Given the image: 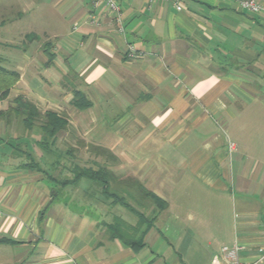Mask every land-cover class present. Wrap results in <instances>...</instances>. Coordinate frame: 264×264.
<instances>
[{"label":"crops","instance_id":"obj_1","mask_svg":"<svg viewBox=\"0 0 264 264\" xmlns=\"http://www.w3.org/2000/svg\"><path fill=\"white\" fill-rule=\"evenodd\" d=\"M97 1L51 0L50 15L38 9L40 0H9L10 19L35 8L32 19L44 18L49 29L48 40L26 45L21 66L9 70L18 74L10 90L43 111L67 116L85 148L101 147L116 157L108 168L118 184L133 179L166 207L154 208L141 226L142 246L127 247L110 238L108 226L117 219L138 226L129 208L91 199L90 190L99 188L90 180L86 190L77 186L84 178L51 176L43 167L47 157L38 152L40 142H1L0 264H225L221 249L236 245L242 264L259 260L264 14L242 11L238 0H181V11L166 0H116L120 32L114 15ZM41 69L50 73L41 80L47 93L36 83ZM69 72L83 90H56ZM26 73L31 83H25ZM75 91L89 108L73 106ZM82 111L88 116L79 115ZM109 113L116 121L111 133L119 138L90 142V120ZM4 129L0 119V139ZM31 163L34 168H26ZM188 184L199 185L197 211L184 206ZM68 186L74 191H55ZM178 188L182 201L172 203ZM211 193L217 208L204 209ZM220 196L230 207L220 209ZM116 206L122 212L113 211Z\"/></svg>","mask_w":264,"mask_h":264},{"label":"rangeland","instance_id":"obj_2","mask_svg":"<svg viewBox=\"0 0 264 264\" xmlns=\"http://www.w3.org/2000/svg\"><path fill=\"white\" fill-rule=\"evenodd\" d=\"M51 0H40L39 8L45 10L47 12H50L51 15V8L48 7V3ZM24 12L27 14L23 17H15V19H10L9 15V0H0V57H1V63L0 66L7 69L12 70L16 66H21L22 61V53L26 49V45L28 44H36L38 42H45L48 39V31L49 29L44 24L42 19H38V21H34L32 19V11L35 10H29V8H24ZM12 13L19 12L16 8H11ZM17 15V14H16ZM32 36L35 38L27 39V36ZM47 38H46V37ZM40 40V41H39ZM52 42V40H50ZM46 74L43 69L39 70V75L36 77V83L41 88L42 91L47 93L45 83L42 80L43 75ZM30 73H26L25 77V83H31V78L28 76ZM46 75H50V73H47ZM59 88H56L57 91L63 93L65 91H71V90H83L84 87L81 85V80L77 75L74 73L69 72L66 76H63L62 81H60ZM83 88V89H82ZM35 90H37V87L35 86ZM17 96V93L13 90H10L9 96L6 100L2 101L0 100V109H6L7 106L9 107V104L13 101V99ZM100 96V97H99ZM97 106L100 108H103V100L102 96L98 95L97 97ZM117 108V107H116ZM89 111H82L79 115L82 117H87ZM110 116V113H109ZM113 117V116H112ZM92 123V130L94 131L91 135V141L96 139H117L118 136H114L111 133V130L114 129V126L116 124V121H114L111 116H105L104 118L97 120H90ZM88 122V121H87ZM3 125L5 126L4 122ZM6 129L3 130V137L0 139L1 142H9L11 145H36L37 142L43 141V133L41 129L38 126H35L29 131H25L22 127V125L18 123H13L11 126L6 127ZM69 131H73L76 134L78 133L75 128H73L72 125L69 127ZM113 131V130H112ZM72 133V132H71ZM110 134V135H104V134ZM69 133L65 136H59L58 139L53 143H42L39 144L38 152L41 155H44L47 157L46 164L43 166L51 176L58 178V181L64 180V179H71L75 177L76 173V166L80 168H92L97 169V166H103L108 164H112L110 160H108L105 155L100 154L96 149H93L92 147L85 148V145H82L79 143V141L73 140V143L77 144V147L71 148V140H70ZM53 146V147H52ZM49 158V159H48ZM94 161V162H93ZM97 185V184H95ZM93 185V186H95ZM58 186V185H57ZM79 188H85L86 190H89L91 188V183L89 180L82 179L79 184L77 185ZM178 186V185H177ZM98 189L90 190L89 197L91 199H98V200H110V197H107L103 192L101 193L100 186L97 185ZM179 187V186H178ZM85 190V189H84ZM82 190V191H84ZM113 190V186L110 187V191ZM55 191H59L60 193L74 191L73 188H70L69 186L61 192V189L57 187ZM78 191V190H77ZM199 185L198 184H188L185 194H184V202H185V208L189 211H197L199 208V196L201 193L199 192ZM81 193V192H80ZM81 195H83L81 193ZM203 196V195H202ZM125 201L134 209L139 211L140 213H143V215L147 218L151 216L152 211L154 208H156L157 205L152 203L150 200L145 201H137L135 199H131L127 195H123ZM171 202H175L176 198H178L180 201H182L180 196V190L178 188L177 191L173 192ZM208 200H206V203H209V205H202L204 209H214L217 208V205L214 204V200L217 197H213V193H211L210 197H208ZM175 200V201H174ZM231 201L227 200L225 197L220 196L219 197V204L220 209H227V207H230ZM119 211L122 212V207L116 206L113 211ZM117 213V215H120ZM125 219V218H124ZM127 220V219H125Z\"/></svg>","mask_w":264,"mask_h":264},{"label":"trees","instance_id":"obj_3","mask_svg":"<svg viewBox=\"0 0 264 264\" xmlns=\"http://www.w3.org/2000/svg\"><path fill=\"white\" fill-rule=\"evenodd\" d=\"M27 39L35 38L27 36ZM52 58L49 57L51 62ZM1 63V57H0ZM18 74L14 71H9L0 66V100H4L9 96L11 87L17 82ZM90 102L85 96L79 92H74L73 106L78 110H86L90 106ZM0 119L4 122L6 127L11 126L13 123L22 125L25 131H29L35 126H38L43 133L42 143H53L59 136H65L69 133L70 140L79 141L82 145L85 141L80 135L73 131H69L70 120L63 114L56 113L50 110H42L36 103L28 98L22 96L15 97L9 107L0 111ZM72 132V133H71ZM71 148L77 147L76 143L71 142ZM75 146V147H74ZM100 154L110 160L113 164L116 162V157L108 150L101 147H94ZM28 169H33L34 166L28 164ZM76 173L74 182L84 178L92 181L93 183L104 188L103 193L110 197L112 202H118L129 208L139 219V224L136 227L127 225L120 219H117L113 224L108 226V232L111 239H118L127 247L138 248L142 246V235H140L141 226L149 222V218L145 217L142 213L131 207L121 193L127 195L131 199L137 201L150 200L156 206V209H164L166 207L165 201L148 191L142 184L133 179H127L124 183L118 184V177L108 168V166H97V169L80 168L76 166ZM114 184V185H113ZM114 186L110 191V187Z\"/></svg>","mask_w":264,"mask_h":264},{"label":"built area","instance_id":"obj_4","mask_svg":"<svg viewBox=\"0 0 264 264\" xmlns=\"http://www.w3.org/2000/svg\"><path fill=\"white\" fill-rule=\"evenodd\" d=\"M172 3L176 11L182 10L181 0H166ZM105 5L108 11L114 15L116 23L119 25V31L123 32L121 28V20L119 17L120 8L116 0H98ZM239 8L249 14H264V3L259 2L258 0H238ZM241 250V247L236 245L232 248H223L221 249V255L225 264H242L238 258V252ZM264 262V254L259 258V260L254 261L249 264H262Z\"/></svg>","mask_w":264,"mask_h":264}]
</instances>
